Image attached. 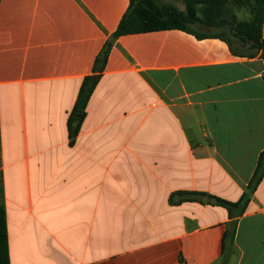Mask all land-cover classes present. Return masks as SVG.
I'll list each match as a JSON object with an SVG mask.
<instances>
[{"label": "crops", "instance_id": "0c3cea01", "mask_svg": "<svg viewBox=\"0 0 264 264\" xmlns=\"http://www.w3.org/2000/svg\"><path fill=\"white\" fill-rule=\"evenodd\" d=\"M130 6L0 0L10 264H264V178L235 225L200 195L237 202L264 151L263 52L233 29L255 0L197 4L190 32L117 38L70 145L83 80Z\"/></svg>", "mask_w": 264, "mask_h": 264}, {"label": "trees", "instance_id": "16d2710c", "mask_svg": "<svg viewBox=\"0 0 264 264\" xmlns=\"http://www.w3.org/2000/svg\"><path fill=\"white\" fill-rule=\"evenodd\" d=\"M229 0H186L188 13L179 12L173 6H159L154 0H131V6L123 17L118 29L115 31L112 39L108 41L99 56L96 59L94 74L85 77L83 80L78 99L74 105L72 113L68 120V130L70 145H74L75 140L80 132L82 122L86 116L87 104L98 85L101 75L106 68L110 52L114 41L128 34L146 33L161 30L180 29L190 32V26L200 23L196 14L197 4H211L218 9L224 6ZM254 15L250 22H239L234 26V36L243 41L252 42V47L262 50L264 57V40L262 39V23L264 19V0H255ZM213 19L209 18L205 22L207 26H213ZM198 37L202 33L193 32ZM77 126H74V123ZM264 178V151L260 154L258 165L255 173L250 180L248 190L242 195L237 202H230L224 199L211 196L207 193H200L201 196L207 197L209 202L215 205L225 207L229 211L230 218L235 225V219L242 216L249 204L251 195ZM4 190L0 177V264H10V253L8 243L6 208L3 200ZM229 230L225 235V243L228 242Z\"/></svg>", "mask_w": 264, "mask_h": 264}, {"label": "water", "instance_id": "95a60500", "mask_svg": "<svg viewBox=\"0 0 264 264\" xmlns=\"http://www.w3.org/2000/svg\"><path fill=\"white\" fill-rule=\"evenodd\" d=\"M74 126H77V123L76 122L74 123Z\"/></svg>", "mask_w": 264, "mask_h": 264}, {"label": "rangeland", "instance_id": "374dc122", "mask_svg": "<svg viewBox=\"0 0 264 264\" xmlns=\"http://www.w3.org/2000/svg\"><path fill=\"white\" fill-rule=\"evenodd\" d=\"M224 34H227L226 32Z\"/></svg>", "mask_w": 264, "mask_h": 264}]
</instances>
